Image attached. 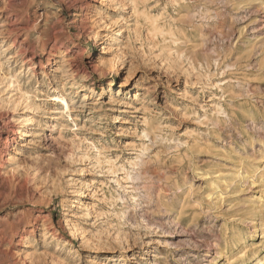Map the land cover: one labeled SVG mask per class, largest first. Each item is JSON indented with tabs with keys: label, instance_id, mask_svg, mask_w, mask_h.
<instances>
[{
	"label": "rangeland",
	"instance_id": "374dc122",
	"mask_svg": "<svg viewBox=\"0 0 264 264\" xmlns=\"http://www.w3.org/2000/svg\"><path fill=\"white\" fill-rule=\"evenodd\" d=\"M263 165L264 0H0V186L40 264H253Z\"/></svg>",
	"mask_w": 264,
	"mask_h": 264
},
{
	"label": "clouds",
	"instance_id": "9594fccd",
	"mask_svg": "<svg viewBox=\"0 0 264 264\" xmlns=\"http://www.w3.org/2000/svg\"><path fill=\"white\" fill-rule=\"evenodd\" d=\"M24 3L30 7L37 3V0H24ZM27 39L28 36L25 35V40ZM4 51L7 52V49ZM20 189L17 191L15 186H11L4 190L0 186V213H3L0 215V264H40L51 244V240L47 236L43 244L37 239V218L32 217L30 209L22 207V205L33 203V201L28 198L23 185L20 186ZM40 247L44 248V252L39 251ZM65 248L68 246H60L57 251L64 252ZM50 264H81V260L78 258V254L69 249L66 259L56 258Z\"/></svg>",
	"mask_w": 264,
	"mask_h": 264
},
{
	"label": "bare ground",
	"instance_id": "6f19581e",
	"mask_svg": "<svg viewBox=\"0 0 264 264\" xmlns=\"http://www.w3.org/2000/svg\"><path fill=\"white\" fill-rule=\"evenodd\" d=\"M52 27H54V25L53 26H51V25H49L48 26V28H47V30L49 31V30H51L52 29ZM158 29V28H157ZM161 30V29H160ZM52 31V30H51ZM156 33V32H155ZM262 167H264V165L262 166ZM255 169V168H254ZM242 170V169H241ZM257 170H259V169H257ZM262 170H264V168H262ZM261 170V171H262ZM260 171V172H261ZM246 172V171H245ZM259 172V171H258ZM255 173V172H254ZM239 174V173H238ZM247 174V173H246ZM241 175V174H240ZM243 175V174H242ZM245 177V176H244ZM220 179V178H219ZM232 179V178H231ZM235 179H233V181H234ZM232 181V182H233ZM216 184V183H215ZM211 192V191H210ZM218 192V191H217ZM211 195V194H210ZM213 196V195H212ZM211 197V196H210ZM216 199H217V197H216ZM211 200V199H210ZM264 200V199H263ZM260 204V203H259ZM259 209H260V207H259ZM238 232V231H237ZM246 232V231H245ZM239 233V232H238ZM241 235V234H240ZM233 236V235H232ZM242 237V236H241ZM263 237H264V232H263ZM247 240V239H246ZM231 241H232V239H231ZM242 242H243V245L244 244H246V243H244V242H246L245 241V239H244V237H242ZM229 243H230V241H229ZM232 243V242H231ZM234 244V243H233ZM237 246V245H236ZM249 248V247H248ZM247 248V249H248ZM238 249V248H237ZM236 249V250H237ZM245 250H246V248H244L243 249V255L245 256ZM222 253V252H221ZM255 254V253H254ZM258 255V254H257ZM219 256H220V253H219ZM222 256V255H221ZM219 258V257H218ZM249 258V257H248ZM252 260V259H251ZM218 261V260H217ZM228 261V260H227ZM211 263V262H210ZM215 263V262H214ZM253 264H264V256H262V257H258L257 259H256V261H255V263H253Z\"/></svg>",
	"mask_w": 264,
	"mask_h": 264
}]
</instances>
